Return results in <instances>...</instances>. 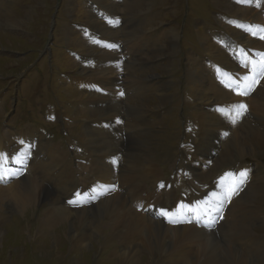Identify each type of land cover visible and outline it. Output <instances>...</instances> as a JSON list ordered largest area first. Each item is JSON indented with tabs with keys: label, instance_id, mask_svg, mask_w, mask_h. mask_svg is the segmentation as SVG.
Masks as SVG:
<instances>
[{
	"label": "rangeland",
	"instance_id": "1",
	"mask_svg": "<svg viewBox=\"0 0 264 264\" xmlns=\"http://www.w3.org/2000/svg\"><path fill=\"white\" fill-rule=\"evenodd\" d=\"M38 1L0 0V22L12 15L26 20L14 30L1 28L0 24V142L11 148L14 145V148L34 149L35 144L31 148L20 137L32 132L44 147L36 157L42 162L35 178L41 187L40 203L25 213L0 212V264H126L121 256L125 240L122 246L114 245L120 246L119 249L104 247L105 231L97 235L92 227L80 229L74 223L77 213L83 209L82 200H91L96 190H106L114 182L113 177L112 184L99 179L92 166L93 163L97 167L99 158L89 143L87 129L92 124L112 129L111 120L100 112L108 106L102 99L105 95L96 89L109 90L114 98L117 90L125 94L119 98L121 106L118 107L123 112L120 120L123 146L118 151L121 158L110 173L116 170V191L133 209L154 218L164 206L173 210L175 199H182L186 206L183 205L181 213L193 215L191 209L201 202L195 198L206 200L211 192L218 194L226 173L247 169L249 180L244 190L228 204L224 219L209 237L229 248L220 250L228 257V250H233L228 241L232 236L228 228L239 221L258 222L251 225L252 236L262 247L264 187L254 195L257 197L252 205H241L239 201L254 186L258 187L251 177L252 169L264 178V125L249 109L248 116L257 127L254 128L256 137L240 139L239 144L247 148L241 150L242 158L227 144L221 149L216 145L207 151L205 158L195 161L201 156V149L209 148L208 144L213 142L206 141L198 114L207 109L211 111L210 105H214L218 114L229 116V113H225L223 104L216 102L217 95L212 102H201L196 96V81L191 78L195 74L210 77L216 65L219 68L216 78L222 79V84L224 79L220 73L222 68L230 67L227 64L238 74L244 70L241 74L252 77L249 65H243L244 56L249 57L250 64L259 65L264 76V0ZM27 10L30 14H26ZM213 57L218 59L216 63ZM220 57H224L223 62ZM118 65H121L119 72ZM231 74L234 73L229 72L228 77ZM261 82L259 92L252 96H249L251 92L238 95L240 90L228 86L234 105L241 104L237 102L239 97L254 98L263 111L264 77ZM121 85L127 90L120 88ZM93 98L99 100L94 102L97 108L91 104ZM242 103L247 105L246 101ZM101 119L108 123H94ZM193 145H197L196 149ZM47 149L56 152L60 158L58 165L49 164ZM30 160L31 151L24 163L29 165ZM147 164L154 165L148 171L149 177L145 174ZM66 170L68 177L61 174ZM124 172L135 177L137 183H145V190L130 196L121 189L120 178ZM24 174L20 169L17 177ZM17 177L1 175L0 187L14 184ZM153 193L158 201L149 208H156L149 214L146 205ZM191 198L195 199L193 204L186 202ZM74 199L79 200L78 206L69 203ZM246 209L251 210L249 215L244 214ZM53 213L56 217H67L69 223L54 229L40 226ZM70 230L72 235H77L76 240L69 234ZM49 233L53 235L47 237ZM83 237L85 241H81ZM234 247L251 264H264V257L257 256L251 235H242ZM147 254L144 248L138 259L130 263L186 264V260L171 257L168 252L156 253L151 260L143 257Z\"/></svg>",
	"mask_w": 264,
	"mask_h": 264
},
{
	"label": "bare ground",
	"instance_id": "2",
	"mask_svg": "<svg viewBox=\"0 0 264 264\" xmlns=\"http://www.w3.org/2000/svg\"><path fill=\"white\" fill-rule=\"evenodd\" d=\"M249 9L250 8H248L247 10L248 14L251 12ZM29 11L30 10H27L26 14H30ZM6 15L7 14L5 12L4 16ZM23 23H26V20H23L16 15L4 17V19H2V21L0 22L1 28L4 27L12 28V30L22 27ZM164 52L165 49L162 50L160 53H164ZM212 59L215 63L218 61V59L215 57H213ZM219 59L223 62L224 57L223 58L220 57ZM244 61L245 62L243 63V65H249V69L255 68L256 72L258 71L259 74L262 73L261 67L259 65H255V63L250 64V59L248 56H244ZM118 66L119 68H117V70L119 72V70H121V65ZM226 66H230V67L222 68L224 72L222 71L220 73V77L224 79L222 84L220 83V80L222 79L218 80L216 78V72H218L216 70H218L219 68H215V66L214 69L212 70V74L210 77L205 75L200 76L199 74H195L191 78V80L196 81L195 83V86L197 88L196 96L197 98L201 99V102H203L204 100L206 102L207 101L212 102L213 100L217 99V97H215L217 95L220 101L218 99V101L216 102L223 104L225 113H229V116L218 114V112L214 110V105L209 104L211 111L210 110L201 111L198 114L203 124L202 129L206 135V141L212 139L213 142L211 144H208V146L211 145L209 148L201 149V156L198 159H195V161L197 162L205 158L207 151L213 149L216 145L219 149H221L223 146L227 144H230L229 146H231L233 149L236 150L237 152L236 154L239 156V158H242L241 150L246 151L247 148L243 144H239L240 139L243 138L244 136L245 138L246 137L248 138L249 136H251V138L256 137L254 135V132L256 131L254 128L257 127L253 124L252 117L248 116L249 115L248 113L250 111L249 109H251V113L253 116L254 114L258 116V117L256 116V118L258 119L257 121L260 122L261 125H264V117L262 115L264 114V109L263 111L261 110L262 108L259 109L260 107L255 104L253 100L254 98H252L251 100L247 97L237 98L238 99L237 102H241V103L243 101L247 102L246 105L247 112L238 119L235 117L234 113L230 115V112L232 111V109H234L235 105L231 98V92L228 89V86H231L232 88L237 90H242L243 92L251 81L250 79H246V74H241V73H245L244 70L239 69L240 73L238 74L236 70L230 69L231 65L227 64ZM229 72L234 74H231L228 77ZM223 74L225 76H223ZM248 78L251 77L249 76ZM102 80L104 81L105 78H102ZM118 83L119 81H117L116 85L117 88L119 89ZM80 84L84 85V83L82 82H80ZM238 84L240 85L239 89L236 88ZM256 86L257 84L254 85L253 90L251 91V94L249 96H252L253 94L259 92L261 87L256 90ZM102 87L105 86L102 85ZM88 88L90 89V86ZM120 88L126 89V87L122 85L120 86ZM119 93L120 91L117 90L116 98L113 97L114 93H110L108 96H104L102 99L103 101H106L108 103V106L106 107L105 110L102 111L97 110L100 111L102 114H104L105 117L111 120L110 123L112 129L105 130L103 128H97L96 124H92L93 126L87 129L88 132L86 131V135H88L89 137V143H91L92 147H95L96 150L95 157L99 158V160L96 161L97 167L94 166L93 163L92 166L94 170L97 171L98 178L106 182L107 184H112L110 178L113 177V181H114L113 186H116V170H114V173L111 174L110 169L112 166L113 167L118 166V163L120 162V158H121L120 153L118 154V151H121L123 146L120 123L119 124L116 123V120L117 119L121 120V117L123 115L121 108H118L119 106H121L120 105L121 99L119 98L122 97L119 95ZM211 99L213 100L210 101ZM96 101L99 100L93 98V103L91 102V104L95 105L94 102ZM261 101H264V98H262ZM216 102H214V104H216ZM233 119H237V122L235 124L231 123V120ZM100 121L102 122L100 123ZM103 122L108 123V121H105L103 119L99 121L97 120L94 123H98L101 125ZM225 133L227 134L225 135ZM20 137L24 142L29 143L31 148L35 144L34 149H30V147L14 148V145L11 148L6 146L5 143L0 142V176L15 175L17 177V174H19L20 169L24 173H26L24 174L23 177H17L18 180L14 184L8 187H0V212L9 210L16 212L17 214L25 213L27 211L29 212V210L35 208V206L40 203L41 187L35 181V178L37 172L40 169V165L42 164V162L41 160H37L36 157L39 156L40 152L43 150L44 147L39 145L42 144V142L34 138L32 132L23 133L20 135ZM30 151H31V160L29 165H26L24 161L28 157ZM47 157L49 159V164L51 166H56L60 163V158L56 155V152L53 149H47ZM113 161H116V163L114 164ZM11 166L14 167L13 170L11 171L7 170L10 169ZM153 166L154 165L147 164V167L145 169L146 171L145 174L148 177L151 174L148 171ZM61 174L65 177H68L69 171L68 170L62 171ZM45 176L48 177V174H45ZM251 177L254 180V182H256L258 187L254 186L248 194H246L240 199L239 202L241 203V205H245V206L252 205L254 199L257 197L254 195H256L259 192V190H261L264 187V178L258 176L257 171L252 169ZM120 179L122 182L121 189L126 190L130 196H134L136 193L145 190V188L147 187L145 183H143V185L137 183L135 177L130 176L127 172L122 173ZM153 184H155V181H153ZM109 190H111V188L98 192L96 190L94 197L91 200L89 201L82 200L80 205H82L81 207L83 209L80 210L77 213V215L75 214L76 218H74L75 219L74 223H77L80 229L81 228L87 229L88 227H92L97 232L96 233L97 235H103V234H99V232L105 231V242L107 244L104 245L103 242L102 245L104 247L108 245L109 248L119 249L120 246L116 247L114 245H116V243H119L122 246L123 241L125 240L124 252L121 255L124 260L123 263L128 264L131 261H135L136 259H138V256H140V252L144 248H146L149 254L143 257L144 258L150 257V260L153 258L154 255H157L156 253L164 254L168 252V255L169 256L171 255V257L174 258L178 257L186 260V264H251L246 258L243 257V255L240 253L241 251L237 250L234 247L238 244L239 239L242 235H247V236L251 235L253 244L256 246V253L258 254L257 256L264 257V245L262 247H259L258 241H256V239L252 236L253 227L251 225L253 224L255 226V224L258 222L247 223L245 221L244 222L239 221L233 223L232 226L228 228V232L230 236L232 234V236L228 238V241L231 243L233 250H228L229 256L227 257V256H223L220 253V250L229 249V248L226 247L224 248L222 245L214 242V240H211V238L209 237V234L211 235L213 234V230H206L203 226L197 227L194 225V223L176 225L175 227L163 225L162 222L155 217L151 218L146 214H139L135 209H133L129 205L127 200L123 199L124 197L118 191L115 190L111 193H108ZM215 195H213V192H211L210 197L207 198L206 200L202 199L198 207L194 205L195 208L191 209V211L194 214L193 215L189 214L188 216L183 215L184 212L181 213L184 205V201L182 199H175L174 207L172 210L173 214L171 213L170 216L179 218L181 220H187L188 218H191L193 221H195L197 219H201L204 213H208V211L212 209ZM74 201L78 203L79 200L74 199ZM157 201L158 200L156 199V194L153 193L149 197L146 205V210L149 214L153 213L154 210L156 209L154 208L149 210V208L151 206L153 207ZM95 203H97V205L93 206ZM185 206L186 205H184V207ZM228 211L229 210H227V213ZM250 213L251 210L249 209H246L244 212L245 215H249ZM211 215H213V212H210L209 217H211ZM108 218L110 219V221L112 220V222L110 221L107 222ZM208 222H209L208 219H203L204 224H207ZM262 222H264V220H262ZM64 223H69L67 217H56L53 213L51 218L48 221L45 222L43 221L40 224V226L46 227L47 229H54L60 224L67 225ZM69 229H70V225H69ZM53 232H55V230ZM72 232L73 231L70 230L69 234L72 235ZM52 235H53L52 233H49L47 237ZM76 236L72 235V238H74L73 240H76L75 239ZM84 236H86V233H84ZM220 236L221 234L219 235V239H222V237ZM81 241H85V238L83 237Z\"/></svg>",
	"mask_w": 264,
	"mask_h": 264
},
{
	"label": "snow or ice",
	"instance_id": "3",
	"mask_svg": "<svg viewBox=\"0 0 264 264\" xmlns=\"http://www.w3.org/2000/svg\"><path fill=\"white\" fill-rule=\"evenodd\" d=\"M250 79V83L247 85L246 89L243 92H238V95H248L252 90L255 84L259 83V80L255 77L248 78ZM120 96L124 95L123 91H120ZM247 112V106L243 103L238 104L234 107L233 113L235 117L238 119L242 117ZM237 119L231 120V123L235 124ZM116 123L119 124L121 121L119 119L116 120ZM227 133H225L226 135ZM115 164L116 161H113ZM249 170L244 169L239 171L238 173L229 172L225 174V178H222L221 181V189L218 194L214 196V201L212 205L213 215L209 217V213H204L201 219H197L193 221L191 218L187 220H181L179 218L170 216L168 211L165 209H160L159 213L155 218L160 219L162 222H166L171 225H178L182 223H196L198 226H203L206 230H214L216 225L220 220L224 219V211L226 210L228 204H230L234 197L240 195V193L244 190L248 180H249ZM112 191H115V186H109ZM70 204L74 206H78L76 201H69ZM82 206V205H80ZM203 219H208L209 222L207 224L203 223Z\"/></svg>",
	"mask_w": 264,
	"mask_h": 264
}]
</instances>
